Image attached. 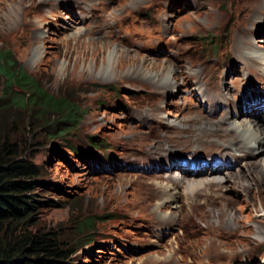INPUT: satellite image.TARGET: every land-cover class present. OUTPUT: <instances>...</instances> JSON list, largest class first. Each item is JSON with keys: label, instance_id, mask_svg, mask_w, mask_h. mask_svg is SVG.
<instances>
[{"label": "rangeland", "instance_id": "374dc122", "mask_svg": "<svg viewBox=\"0 0 264 264\" xmlns=\"http://www.w3.org/2000/svg\"><path fill=\"white\" fill-rule=\"evenodd\" d=\"M37 1L0 0V48L8 49L43 90L67 99L78 113L57 136L51 127L38 123L29 131L26 113L11 111L15 118L9 137L40 171L32 190L34 212L26 230L53 232L69 254L66 264H264V188L253 182L244 195L252 204L241 196L243 190L236 182H225L220 189L234 207L230 204L228 210L237 215L235 226L225 208L222 213L218 210L217 196L207 207L201 201L180 212L175 208L153 211L156 193L152 182L161 178L148 176L157 159L173 164L176 157L186 167L195 165L190 159L205 165L231 158H223L220 149L213 148L220 144L182 146L180 137L175 146L158 152L154 141L171 132L169 124L185 121L187 113H194L191 110L207 120L221 113L208 112L206 101L213 95L196 98V91L202 93L199 86L194 89V83L188 84L190 77L156 90L133 76L164 69L170 63L180 66L177 70L187 68L190 74L228 45L234 56L225 51L208 70V82L217 79L219 85L231 86L237 98L252 85L263 88L264 71H257L262 80L247 73L244 79L240 68L256 61L251 49L264 53V0H44L51 2L48 7H32ZM27 7H32L31 12L24 15ZM27 20L36 25L38 40H33L28 27L23 29ZM14 21L19 24L16 31L10 30ZM241 33L249 39L242 47ZM145 43L154 44L152 51ZM114 50L121 55L119 60L114 59ZM176 57L184 59V67L172 60ZM4 87L0 79V95ZM156 108L160 112L157 120L152 117ZM230 111L234 113L232 107ZM249 117L264 125L262 111L247 112L234 121ZM228 135L218 138L221 144L231 143L236 129ZM123 158L120 170L113 169L114 162ZM141 196L145 208H140ZM180 199L176 197L174 204L183 202ZM168 212H174V219L165 215ZM84 220L90 226L77 231V223Z\"/></svg>", "mask_w": 264, "mask_h": 264}, {"label": "bare ground", "instance_id": "6f19581e", "mask_svg": "<svg viewBox=\"0 0 264 264\" xmlns=\"http://www.w3.org/2000/svg\"><path fill=\"white\" fill-rule=\"evenodd\" d=\"M43 1L44 0H39L35 4L32 3L31 5H33L32 7H37L39 5H46L48 7L50 3L53 2L54 0H51V2H43ZM254 5H252V7ZM32 7H27L26 12H23L24 15L29 14L31 12L30 8ZM24 22H26V24L23 29L28 27V29L32 31L33 40H38V34H36L37 28L36 25L33 23V20H27ZM18 26L19 24L14 21V23H12L10 30L16 31L18 29ZM245 34L247 33H241L240 38H238L240 47H242V45L247 43L249 40L248 37L245 36ZM77 35L78 33H76L75 35L73 34L72 36L77 37ZM152 45L146 44V46L150 47V51H152L151 49H153L151 47ZM36 49L34 52V58H36L38 55V49L37 50ZM224 49L225 50H220V52L218 53V57L215 58L210 57L207 59V61L201 62L199 64L198 69L190 74H189L190 71L186 70L187 68H184V70H177V68L180 69V66L178 67L176 65L175 67L174 64L170 63L167 65V67L164 66L165 67L164 69H162L163 68L162 67L160 70L158 69L153 71L152 73L154 74H152L151 72L150 73L143 72L144 73L143 74L138 71L139 72L138 74L133 75L134 78L136 80H139L142 85H147V87H151L152 89H156V90L161 88L162 89L171 88L172 86H174L173 84L176 83L177 81L179 80L183 81L186 78L190 77V81L188 82V84L194 83L193 85L194 89L197 86H199L202 93L201 95H199L195 90L196 98L198 99L204 98L205 100L204 94L207 93L208 96L213 95L212 99L209 102L206 101L208 103V110H209L208 112L211 115L215 114L217 110L220 111L221 113L219 115V118L217 119L208 118L207 120L203 117V115L200 112L191 110V112L194 113L193 114L187 113L188 116L185 117L186 119V120L184 119L185 121L179 120L177 123L175 122L169 124V128L171 132L160 134L159 135L160 137L157 138L156 140L157 142L154 141L155 144L157 145L156 150L158 152L168 149L169 147L175 146L173 144L175 139L177 137H180L177 140L179 142V145L182 146L188 145L189 147L197 148L200 146V144L202 146L203 145L212 146L213 144H220V147L213 146V148L214 147L219 148L220 149L219 155H222L223 158H231L230 161L229 160L223 161L222 164H219L216 160L215 161L212 160L210 163H206L205 165H203V163L201 162H199L201 164H198V162L195 161L194 159H190V162H192L195 165H190L186 167H184L181 164L182 159L179 160V158L176 157L173 158L174 160L173 164L170 161H165L164 164H161L163 163L164 159L162 158L159 160L157 159L156 163L158 164L154 165V167L150 171L152 175L148 176L157 179L161 178V180L157 181V183L155 184L154 182H152L156 193V197H155L156 201L155 203H153L154 212L161 211L162 208L169 210L175 208V210L180 212V209H183L184 207L187 206L196 207L198 204H201V201H202V206L207 207L212 204L210 202H212V199H214L213 197L217 196L219 202L218 210H220L222 213V211H224L223 209L225 208L226 211L224 212L228 213L227 214L228 218L234 221L233 224L235 226V224H238L237 215H235L234 212L232 213L231 212L232 210H228L230 209L229 208L230 204H231L230 207L232 209H234V207L232 206V203L228 201V196H225L222 193H220V189L225 186L224 183L225 182L230 183L232 181L238 183V187H240V189L242 188L243 190V193L241 192V196L244 197V200L248 204H252L251 202L252 199L250 197H247L246 199L244 195L247 194L248 189H251L250 187L253 186V183L255 187L257 186L258 188L260 187L261 189L264 188V156H262V158L260 157L261 156L260 152L261 151L264 152V146L262 148V145H264V125H262L260 122H257L255 119L250 117H249L250 119H241L238 121H234L236 119L241 118V116H246V113L250 111H254L255 113L259 111H262V113L264 112L263 110L264 86L263 88H261L262 84H260V87L259 86L257 87V85H252L254 86V88L251 89L252 86L246 88L247 90L244 92V94H241L237 98L236 95L232 93L231 86L219 85L217 79L212 80V82H208V75H211V73L210 74L208 73V70H211L213 68L214 63L219 60L220 56L225 55V51L232 53L234 56L233 50H230L228 45H226ZM115 52H116L115 50L112 52L115 55L113 57L114 59L119 60L117 58H119V56L121 55H117V53ZM249 52L256 55L253 56L254 60L256 61L245 62L244 65L240 68V71L243 73L244 79L247 78L245 74L247 73L254 75L256 78L262 80L263 78H261V76L257 73V71L259 69L264 71V67L262 65L264 64L262 63V55L264 53L254 49L253 50L251 49ZM249 52L247 53L249 54ZM158 53L159 51L153 54H158ZM249 55L252 56L251 54ZM33 60L35 62L37 59H33ZM172 60L174 62L179 61L180 64L183 65L182 67H184V65L186 64V62L182 57H176L175 59L173 58ZM154 66H156V64H154ZM212 77L213 76H211V78ZM255 89L259 91H256ZM214 95H219V96L215 97ZM251 103L253 105L248 107L247 104H251ZM231 107L234 110V113L230 111ZM199 108H201V106H199ZM156 110L158 109L156 108L154 115H152V117L155 120L160 118V114H159L160 112L159 111L156 112ZM147 120H150V118H148ZM230 120H232V122ZM162 129L163 128H161L159 132H162L161 131ZM233 129H236V135L232 138L233 139L232 142L230 143L229 141L228 144L226 143L221 144L218 138H222L224 135L229 136L228 132H232ZM208 137L210 138L208 139ZM190 145H194V146H190ZM258 145H260V147H258ZM152 155H155V153H153ZM203 159L204 158H200V160ZM250 159H254L252 160V163L248 161ZM238 162L241 164L237 166ZM124 164H125V159L123 158L121 159V161L120 160L115 161L114 165H112V168L113 169L116 168L119 171ZM157 165H162V166L158 167ZM191 166H193L192 170H190ZM205 166H208L209 168L204 169ZM222 166H226V168L229 169L223 170ZM244 167H247V170L242 171V168ZM174 168L176 169L175 171H177L178 174L174 173L175 171L172 172ZM161 181H163L164 183ZM171 189L173 190L172 194H170ZM237 193L240 194V191H237ZM176 197L178 198L181 197L180 200L182 201L183 199V202H181L178 205L174 204L173 200ZM145 201L146 200L144 196H141V202H139V204H141L140 208H145L146 206ZM173 214L174 212H168L165 215H168L170 219H174V217L172 216ZM220 215L221 214H219V216ZM212 217L214 218V216ZM233 232L235 233V230ZM234 233L232 234L234 235Z\"/></svg>", "mask_w": 264, "mask_h": 264}, {"label": "trees", "instance_id": "16d2710c", "mask_svg": "<svg viewBox=\"0 0 264 264\" xmlns=\"http://www.w3.org/2000/svg\"><path fill=\"white\" fill-rule=\"evenodd\" d=\"M0 79L5 81L4 93L0 95V264H66L69 254L53 232L32 234L26 230L34 212L36 195L32 190L40 171L22 155L24 150L9 137V129H14L12 109H21L26 113L25 126L29 131L38 123L51 127L58 136L75 120L77 109L67 99L43 90L3 48ZM90 224L84 220L75 229L82 232Z\"/></svg>", "mask_w": 264, "mask_h": 264}]
</instances>
